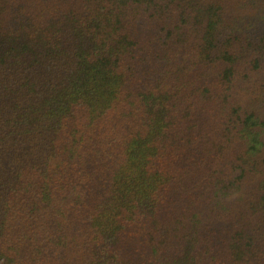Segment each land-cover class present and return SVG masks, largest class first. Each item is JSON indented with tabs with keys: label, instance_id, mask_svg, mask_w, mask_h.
<instances>
[{
	"label": "trees",
	"instance_id": "1",
	"mask_svg": "<svg viewBox=\"0 0 264 264\" xmlns=\"http://www.w3.org/2000/svg\"><path fill=\"white\" fill-rule=\"evenodd\" d=\"M0 264H264V0H0Z\"/></svg>",
	"mask_w": 264,
	"mask_h": 264
}]
</instances>
